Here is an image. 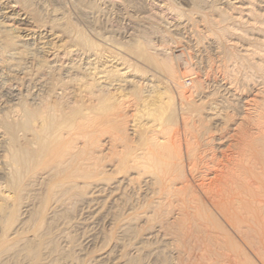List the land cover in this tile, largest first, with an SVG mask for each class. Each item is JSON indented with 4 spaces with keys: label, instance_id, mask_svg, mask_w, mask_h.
I'll return each mask as SVG.
<instances>
[{
    "label": "bare ground",
    "instance_id": "bare-ground-1",
    "mask_svg": "<svg viewBox=\"0 0 264 264\" xmlns=\"http://www.w3.org/2000/svg\"><path fill=\"white\" fill-rule=\"evenodd\" d=\"M2 28L0 24V264H61L64 253V259H72L74 253L65 249L66 254L58 242V223L69 224L78 204L90 207L95 194L105 189L112 161L105 162L106 143L100 137L107 125L113 128L114 141L124 145L111 170L125 174L119 185L132 187L136 195V206L128 205L133 211L119 230L140 245H134L137 257L124 264H144L143 256L161 264H264V104L257 102L256 91L252 98L234 93L230 100V87L222 91L229 98L216 89L198 105L179 92L177 102L166 104L167 114L163 103L155 107L159 111L148 112L153 123L164 119L165 127L135 126L132 147L123 120L107 116L113 94L91 77V65L42 55V48L33 51L29 42L20 45L18 36ZM75 36L87 49L94 46L82 33ZM137 49L139 57L150 59L142 55V47ZM258 53L263 58L257 71L264 81V46ZM126 192L124 204L129 203ZM151 242L162 249L153 243L156 249L147 251ZM109 256L101 260L109 261Z\"/></svg>",
    "mask_w": 264,
    "mask_h": 264
},
{
    "label": "rangeland",
    "instance_id": "rangeland-1",
    "mask_svg": "<svg viewBox=\"0 0 264 264\" xmlns=\"http://www.w3.org/2000/svg\"><path fill=\"white\" fill-rule=\"evenodd\" d=\"M236 11L238 12L236 13ZM228 16H230L231 19H229L230 17ZM232 16L234 17L232 18ZM263 19L264 0L0 1L1 27L3 26L2 29L5 30H11L10 33L12 35L14 34L13 36H18L19 38L17 37L16 40L20 45L29 42L28 46L30 45L29 47L33 51L42 48L41 51L38 50L40 54L44 53L42 55H46V53H48V55L55 54L57 59L61 62L80 59L81 63L83 62L85 66L87 65L86 68L92 66V68H89V70L91 69L90 72L93 71L91 77L98 79L101 83L100 85L102 87L105 86L104 88H106L110 94H113L110 95V105L112 108L107 111V116L109 119L112 118L111 120H118L119 118L123 120L124 129H127L126 131L132 141V147H135L136 141V134L134 132L136 130L135 126L138 127L140 124H145L147 127L152 126L158 130L161 129V127H165L167 123L165 124L164 119L154 121L153 123V121H151L152 118L148 116V112L150 110L159 111L157 108L155 109V107L163 103V111L167 114L170 110L168 108L169 106L166 104H171L174 100L177 102L179 99V92H184V95L188 97L186 98L188 101L198 105L200 102H205L203 96L206 97L209 93H214L216 89L217 91L219 90V92L215 91V93L217 92L220 96L222 93V96L224 97L236 93L241 95L244 99L252 98L256 91L257 102L260 105L264 104V81L260 78L261 73L257 71V67L261 66L258 65V63L260 62L259 64H261L260 59L263 58L261 54L259 55L258 53L259 49L264 46ZM247 20H249L250 23ZM220 21L222 22L221 24L219 23ZM221 30H225L224 32H226V34L221 33ZM77 32L85 35L94 46L90 49L82 46L77 39V36H75ZM209 32L212 33L209 34ZM30 43H32V45ZM49 44H52V46ZM137 47H142V55L146 54L150 59L145 61L139 57V55L136 54V51L139 52L138 49L136 50ZM249 48L250 50H248ZM247 50L250 52H247ZM253 51H256L257 54ZM249 53H251V55ZM81 54L83 57H81ZM234 56L238 58H235L236 60H234ZM243 57H246V60L242 59ZM163 65L166 66V68L168 67V70H166ZM246 65H248V67H246ZM255 65L257 66L255 67ZM129 81H131L132 84L131 82L129 83ZM129 85L131 86L129 87ZM222 85L224 87H222ZM229 87L230 93L226 96L222 91ZM137 90L141 92V94H139L140 97L136 96L138 93ZM129 94L131 95L130 97H128ZM147 95L148 97H146ZM145 97L146 99L144 100ZM230 97V100H232V96ZM101 136L100 140L106 143L104 153L106 154L105 162L112 161L108 165L109 167L107 166L111 171H109L111 174L107 173L109 181L103 183V185H106L105 189H103L102 192L95 194L96 197L93 198L94 203L92 202L90 207H87L85 204H80V206L78 204L69 224L67 220H65V222L61 220L58 223V230L61 236L58 242L60 246L63 245L62 250H64V252L67 251L70 255L74 253L72 255L73 261L76 259L74 264H81L83 262L85 264H109L112 263V261L113 263L124 264L126 259H133L138 255L135 248L136 246L139 247V240L130 236V238H128L123 232V234L120 235L121 231L119 230L120 226L125 224L124 219H126V217L133 211L132 209L136 206V195L132 187L125 188V186L121 184L119 185L120 181L126 175L123 173L116 174V170L112 171L113 169L110 167L115 163L114 160L116 159V155L121 153V151L123 152L124 145L119 141H114L115 134L111 125H107L106 128L101 130ZM130 188H132L133 191H131ZM124 192H126L127 198L129 196V199H127L129 200V203L127 202V205L122 201L124 200ZM117 201H119V203ZM120 202L123 205L120 204ZM129 204H131L130 206L132 209L131 207L129 208ZM119 214L121 215L119 216ZM61 223L63 224V227ZM117 225H119V227H117ZM68 234L70 236H68ZM65 236L68 237V240ZM129 239L131 242L134 241L133 244ZM151 243L150 245L148 244L147 251L154 250L158 247L159 249H162L161 245L156 242H153L156 248L153 246V243ZM125 246H128V248L131 247L130 249L132 250L130 251V249ZM112 248L114 250H111ZM119 248L121 249L119 250ZM69 249H71V251ZM115 250H117V253ZM120 251H122L121 253L124 255L122 257L124 258V261L122 258H118ZM67 252L66 254H68ZM106 254L110 255L109 261L108 258L107 260L105 258L104 260H101ZM112 254L115 256H112ZM65 256L64 253L60 259V263L62 262L61 264H68L69 261L73 262L71 258L67 260L64 259ZM116 257L118 259L114 261L113 259ZM66 258L68 257L66 256ZM78 258H82L81 261ZM143 259L145 260H143L145 262L144 264H161V261H155L156 259L153 260V256L152 258H144L143 256ZM79 261L80 263H78Z\"/></svg>",
    "mask_w": 264,
    "mask_h": 264
}]
</instances>
